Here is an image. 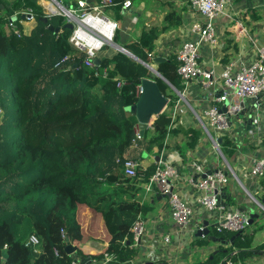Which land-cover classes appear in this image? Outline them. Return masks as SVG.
<instances>
[{
    "label": "trees",
    "instance_id": "trees-1",
    "mask_svg": "<svg viewBox=\"0 0 264 264\" xmlns=\"http://www.w3.org/2000/svg\"><path fill=\"white\" fill-rule=\"evenodd\" d=\"M58 1L77 6V0ZM123 1L112 0L110 7H116V14ZM27 9L31 18L22 13ZM175 14L169 11L161 27L143 28L135 40L122 44L169 83L153 78L162 95L169 98V111L177 99L173 88L182 89L178 61L175 54L155 61L152 52L155 40L170 26ZM12 16H16L19 36L8 30ZM243 16L259 18L251 7ZM115 20L119 28L120 14ZM65 24L63 14L46 16L39 0H0V264H70L78 257L91 262L106 256H110V264H129L139 251L132 242L131 227L146 210L126 198L122 190L139 180L147 182L157 161L140 169L135 177L125 174L123 161L142 158L153 149L160 152L167 147L171 134L182 133L187 150L193 149L200 137L199 129L169 128L165 118L169 111L165 109L137 138V119L128 108L138 100L137 87L150 71L118 50L110 56L97 54L100 64L86 66L85 54L68 42L72 29ZM118 31L113 36L117 44ZM65 56L68 60L61 61ZM105 67L107 76L103 77L101 69ZM118 78L124 80L120 87H116ZM6 102L15 110L11 119L8 114L4 120ZM233 147L231 140L222 138L220 151L227 160L235 151ZM223 195L220 198L225 206ZM81 205L101 215L109 235L107 245L95 254L81 249L72 254L65 251L66 237L73 244L82 238L78 221ZM235 234L218 233L211 227L209 234L196 237L193 245L207 247L214 237L228 241V245L218 244V251L228 254L219 264L244 262L260 250L251 245L252 234L242 231L231 240ZM31 235L39 240L37 252L28 244ZM4 248L6 259L2 258ZM213 258L187 264H208Z\"/></svg>",
    "mask_w": 264,
    "mask_h": 264
},
{
    "label": "crops",
    "instance_id": "crops-1",
    "mask_svg": "<svg viewBox=\"0 0 264 264\" xmlns=\"http://www.w3.org/2000/svg\"><path fill=\"white\" fill-rule=\"evenodd\" d=\"M45 12L47 4L39 0ZM100 0H96L99 2ZM130 8L118 14L121 16L119 25L120 45L135 40L143 28L152 26L161 27L169 11H175L174 19L170 26L159 34L154 43L152 54L155 57L167 58L176 54L177 49L186 40H196L197 35L190 30L191 23L200 19L198 13L191 10L184 0H130ZM232 2V3H231ZM225 11L214 19L217 41L211 45L204 43L199 48L198 62L202 68L212 70L217 78L224 66L231 64L233 70L242 65L251 63L256 56V48L264 45V0H234ZM241 2V4H240ZM255 8L259 18L248 20L242 17L246 8ZM55 9L54 7H52ZM115 8L112 7L108 14L116 19ZM179 15V19H177ZM247 19V20H246ZM175 20H179L178 24ZM111 52H98V56H110ZM177 95L173 107L165 116L169 121V128H194L200 130L198 143L193 149L184 148L185 137L182 133L171 134L167 147L160 152L156 149L144 153L140 161L142 168H146L161 158L172 163L180 174L174 184V189L182 199L193 206V214L189 225L185 228L177 225L169 214L168 197L163 195L158 188L153 187L145 191V182L139 180L134 185L122 190L126 198L137 201L146 210L141 213L144 231L138 247V255L129 264H187L192 261L212 259L218 252L220 241H213L207 247L193 245L192 235L198 228L214 227L216 212H208L195 204V189L187 182L186 178L193 175L192 161H199L205 171H213L227 166L233 171L235 177H230L228 184L223 188V201L226 210L238 209L247 215L253 214V228L261 227L263 231L252 240V246L260 248L252 257L246 259L253 264H264V176L256 177L249 174L254 159L264 157V92L255 97L245 98L246 106L251 107V116L239 121L234 115L230 116L232 122L227 129L215 131L208 127L205 110L220 93V83L216 82L212 88L204 89L200 80L182 81L181 91L173 88ZM169 99V98H168ZM169 102V101H168ZM217 103V102H216ZM168 104V103H167ZM220 107L223 105L219 103ZM167 107V108H166ZM244 120V121H243ZM246 120V121H245ZM227 138L233 142L234 153L227 160L222 152L216 150L212 139ZM180 148V149H178ZM181 150V151H180ZM183 152L184 156H181ZM228 163H227V162ZM121 188V187H120ZM94 211V210H93ZM95 213V212H94ZM84 205L78 207V221L81 225L82 238L72 243L76 249L85 253L95 254L104 249L109 240V235L104 227L103 220L97 217ZM259 225V226H258ZM86 227V229H84ZM250 233L249 231H244ZM104 233L105 235H103ZM252 239H253V234ZM103 235V236H101ZM165 237L168 240H165ZM197 237V236H195ZM203 237V236H200ZM212 237V236H211ZM216 238V237H214ZM219 238V237H217ZM228 242V241H227ZM228 245V244H227ZM217 264H219L222 259ZM79 264V263H78ZM90 264H110L106 258L91 260ZM210 264V262L208 263Z\"/></svg>",
    "mask_w": 264,
    "mask_h": 264
},
{
    "label": "built area",
    "instance_id": "built-area-1",
    "mask_svg": "<svg viewBox=\"0 0 264 264\" xmlns=\"http://www.w3.org/2000/svg\"><path fill=\"white\" fill-rule=\"evenodd\" d=\"M232 0H189L188 5L194 12L198 13L200 19L191 23L190 30L197 35L196 40H186L177 49L175 58L178 61L177 73L184 83L190 80H200L204 89L212 88L216 82L220 83V93L214 98L212 103L205 110V117L209 128L215 131H223L228 128V121L224 112L221 111L219 103L230 102L228 112H232L238 107V103L245 98L255 97L264 92V45L258 46L254 60L242 65L239 69L233 70L231 64L224 66L217 78H214L212 70L202 68L198 62L199 48L201 44H215L217 41L214 19L222 14L227 5ZM58 7L55 3H53ZM113 5L112 0H77V6H65L63 15L66 21L73 23L72 32L68 42L74 49L85 54L83 63L86 66H95L94 59L105 45L113 42V36L118 29V23L115 19L106 16L103 10ZM131 6L130 0L122 3L121 9H128ZM59 9V8H58ZM60 10V9H59ZM61 11V10H60ZM32 17L31 10L27 9L22 12ZM46 16L54 15L47 5L45 10ZM15 15V14H14ZM16 17V16H15ZM8 30L19 36L20 28L15 21H8ZM68 60L65 56L61 61ZM98 74V71L95 72ZM101 75L107 76V68L101 69ZM124 83L122 78L116 81V87ZM138 93L141 92L140 84L137 87ZM217 102V103H216ZM150 126V125H149ZM135 135L140 137L139 128L136 129ZM213 146L219 151V144L216 139H212ZM124 172L126 175L135 177L142 165L139 160L127 158L123 161ZM191 167L194 174L187 177V182L195 189V204L208 212H216L215 230L220 233L242 232L249 226V215L238 209L226 210L222 205L220 195L223 188L228 184L230 177H235L233 171L227 166V169L219 168L213 171H205L198 161H192ZM205 174V176H202ZM249 174L260 177L264 174V157L252 161ZM180 179L178 169L172 164L161 158L157 161L156 167L149 177L145 191H150L153 187L168 197L167 203L169 214L172 220L182 228L189 225L193 206L185 199H182L174 189V184ZM131 227L132 242L134 246L138 245L141 235L144 231V225L140 218ZM203 229V227H200ZM62 237H65L63 229ZM204 236V234L202 235ZM165 240H168L165 237ZM39 243L35 235H31L28 244L35 246ZM57 254V251L55 250ZM110 256H106L108 261ZM70 264H78L73 260ZM237 264H253L247 261H239Z\"/></svg>",
    "mask_w": 264,
    "mask_h": 264
},
{
    "label": "water",
    "instance_id": "water-1",
    "mask_svg": "<svg viewBox=\"0 0 264 264\" xmlns=\"http://www.w3.org/2000/svg\"><path fill=\"white\" fill-rule=\"evenodd\" d=\"M51 3H55L58 7H55V10H50L52 14H63L65 6L62 5L58 0H51ZM61 10H59V9ZM125 11L126 9H122ZM16 17L12 16L9 21H15ZM44 21H46V17L43 18ZM66 28L72 29L73 28V23L70 21H66V24L64 25ZM50 30H54L55 32H59L60 28L58 27H53L49 26ZM112 45L115 47V50H118L120 52H123L127 56L131 57L132 59L142 63L148 70L150 71L149 77L143 78L141 80L140 86H141V92L138 96V100L136 101L135 104L131 105L128 110L129 112L134 115L137 119V125L139 128V133L140 135H143V132L147 126H149L152 123V118L156 115H159L163 110L164 107L167 105L169 99L165 96L162 95L160 92L155 80L153 79L154 77H159L166 81L163 76L150 64L145 63L141 61L139 58H137L134 54H132L129 50L124 48L122 45L117 44L112 42ZM155 61L157 60H164L163 57H155ZM94 63L96 65L100 64L99 58L94 59ZM76 64H74L75 66ZM167 82V81H166ZM168 83V82H167ZM169 84V83H168ZM230 105L229 101H226L222 106H221V111L225 113L227 121H228V126L231 125L230 121V116L234 115L236 117V120L239 121L241 119H244L246 116L250 117L251 116V107L246 106L244 101H240L238 103V107L233 110L232 112H228V107ZM244 121V120H243ZM246 121V120H245ZM218 144L221 143V139H217ZM156 161H158V156L155 158ZM227 162V161H226ZM228 163V162H227ZM209 172V171H207ZM202 176H205L203 174ZM256 217V215L250 214L249 215V224L252 223L253 218ZM205 233H208L207 228L200 229L198 228L195 232V236L200 237L203 234L206 235ZM240 234V232L236 233L234 236H232L231 240L237 237ZM215 241H220L222 244H227L228 242L225 240H222L221 238H213ZM65 241L67 242L65 246V251L67 254H72L76 250V246H74L72 243L69 242L68 238H65ZM7 257V250L4 248L2 250V258L6 259ZM79 264H90V259L89 258H84V257H78L75 259ZM31 264H34L33 261H31ZM150 264V262L146 263ZM222 264H227V263H222Z\"/></svg>",
    "mask_w": 264,
    "mask_h": 264
},
{
    "label": "rangeland",
    "instance_id": "rangeland-1",
    "mask_svg": "<svg viewBox=\"0 0 264 264\" xmlns=\"http://www.w3.org/2000/svg\"><path fill=\"white\" fill-rule=\"evenodd\" d=\"M234 2V0H232ZM243 1V0H242ZM45 4H47V2H51V0H44ZM232 3V2H231ZM241 4V2H240ZM67 6V5H66ZM68 7V6H67ZM112 7H109L107 11H105V13L108 14L109 10H113L111 9ZM114 11V10H113ZM114 51L115 50V47L111 44L109 45H105L103 48H102V52H111V51ZM257 50V48H256ZM13 109L15 110V108L11 105L10 102H6V107H5V115H4V120L6 119L5 117L9 114V117L11 119V115H12V112H13ZM2 115H3V111L0 109V123H1V119H2ZM8 117V116H7ZM152 122L154 121V117L152 118L151 120ZM199 162V161H198ZM146 184L147 182H145V187H146ZM86 208L90 209V211H92V213H94L93 209L87 205H84ZM97 217L101 218V215L99 213H94ZM102 220V218H101ZM259 226V225H258ZM86 229V227L84 228ZM251 230L253 234V239L254 240L255 238H257V236L260 234L261 231H263V229L261 227L259 228H253L251 227L250 225L246 227V229L244 231H249ZM250 232V233H251ZM103 235H105L104 233H102ZM101 235V236H103ZM108 235V233H107ZM196 237L194 235H192V240L195 241ZM228 254L227 252H224V251H218L216 253H214V258L213 260H210V264H217L220 260V257H222L221 259H223L224 257H226Z\"/></svg>",
    "mask_w": 264,
    "mask_h": 264
},
{
    "label": "bare ground",
    "instance_id": "bare-ground-1",
    "mask_svg": "<svg viewBox=\"0 0 264 264\" xmlns=\"http://www.w3.org/2000/svg\"><path fill=\"white\" fill-rule=\"evenodd\" d=\"M47 5H48V7L50 8V10H55V9L52 8V7H54V5H52L51 2H47ZM54 8H55V7H54Z\"/></svg>",
    "mask_w": 264,
    "mask_h": 264
}]
</instances>
